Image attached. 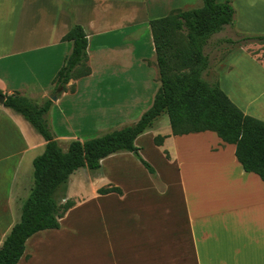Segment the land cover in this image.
Wrapping results in <instances>:
<instances>
[{"label":"crops","instance_id":"obj_1","mask_svg":"<svg viewBox=\"0 0 264 264\" xmlns=\"http://www.w3.org/2000/svg\"><path fill=\"white\" fill-rule=\"evenodd\" d=\"M248 1V26L256 29L264 16V0ZM198 3L0 0V92H19L36 103L50 99L54 76L72 50V42L62 38L78 24L87 36L91 72L70 79L67 89L52 101L47 120L54 136L59 144L84 141L88 138L78 134L97 137L135 123L152 105L160 86L149 21ZM238 55L249 57L246 70L229 64ZM259 72L264 73V62L258 54L244 45L230 47L220 61L218 82L233 102L236 97L226 90V79L232 78L245 91L262 87L249 99L257 103L264 98ZM261 104L263 110L251 114L236 105L264 121V100ZM17 115L0 105V202L1 193L6 200L9 185L22 182L23 163H32L38 155L31 156V151L45 145L23 128ZM163 135L159 145L165 160L162 175L141 155L138 136L135 145L154 172L135 156L142 166L132 163L127 152L102 159L96 171L107 181L96 185L100 173L92 182L95 193L88 200L74 201L59 228L30 236L16 264H264V181L245 171L235 157L234 144L222 142L213 131L172 135L170 128ZM206 135L214 136V144H199ZM155 136L150 137V148L158 146L151 142ZM168 139L170 149L165 146ZM170 171L173 179L167 177ZM152 176L158 177L165 192L150 186ZM106 184L117 185L123 192L98 193ZM148 189L153 191L147 193ZM85 205L93 225L85 231L72 223L65 226Z\"/></svg>","mask_w":264,"mask_h":264},{"label":"trees","instance_id":"obj_2","mask_svg":"<svg viewBox=\"0 0 264 264\" xmlns=\"http://www.w3.org/2000/svg\"><path fill=\"white\" fill-rule=\"evenodd\" d=\"M201 3L199 7L172 10L149 21L160 86L152 105L135 123L84 141L72 139L63 148L47 120L50 99L36 103L19 92L5 95L3 106L21 115L45 145L32 160L33 186L21 203L18 220L0 245V264H16L30 236L60 227V219L75 205L65 191L70 176L78 169L96 170L102 159L118 152H131L153 173L152 166L139 154L135 140L162 114L168 117L172 135L213 131L222 142L234 144V154L242 168L264 181V121L244 113L232 102L217 77L204 78L210 68L205 45L213 34L233 22L234 8L229 0H201ZM62 39L72 42V50L54 76L53 92L57 88L65 91L70 79L91 72L88 41L82 26L74 24ZM247 41L264 43V34H245L220 42L236 47ZM69 89L73 91L74 86ZM165 137L156 135L154 144L161 145ZM97 192L121 190L107 186Z\"/></svg>","mask_w":264,"mask_h":264},{"label":"rangeland","instance_id":"obj_3","mask_svg":"<svg viewBox=\"0 0 264 264\" xmlns=\"http://www.w3.org/2000/svg\"><path fill=\"white\" fill-rule=\"evenodd\" d=\"M198 6H201V0H198ZM223 1V0H218ZM231 4L234 8V16H233V22L230 25H226L220 32H217L213 34L207 44L205 45L204 52L209 56L210 61V68L209 70L204 74V78L207 80H212V78L218 79V71L220 68V61L223 59L224 55L228 52L230 49V45L226 43L220 42L221 39L224 38H236L237 36H243L245 34H264V16L260 20V24L258 25L256 29H251L248 26V23L251 22L249 18L248 8L250 6V2L248 0H230ZM194 2V0H193ZM258 24V23H257ZM247 51L253 54H258V59L262 62H264V43H259L255 41H247L243 44ZM246 55H238L232 59H230V65L236 66L240 69H245L248 66V59ZM243 69V70H244ZM225 70V67H222L221 71ZM264 73L259 72L257 75L258 79H262L264 82ZM229 77V76H228ZM231 77V76H230ZM225 86L226 90L229 92L230 95H234L236 97V102L238 103V106L242 108V110H246L249 113H254L253 111L263 110L262 108V102L264 98H258L257 103H254L253 101L249 100L254 97L256 93H258V90L261 88H256L251 91H246L244 89L238 88L237 85H234V82L232 81V78H228L225 80ZM232 88L233 91L230 90ZM222 89V88H221ZM223 90V89H222ZM224 91V90H223ZM225 92V91H224ZM229 97V95H228ZM231 97V96H230ZM232 101V100H231ZM233 102V101H232ZM235 102V101H234ZM235 102V103H236ZM236 103V104H237ZM19 120L21 121V125L23 128L27 129V131L35 138L42 139L41 136L35 132V130L21 117V115H17ZM161 126H157V125ZM166 131H170V125L168 121V117L166 114L160 115L153 123L152 127L147 130L145 133L140 135L138 141H136V144L138 147H142L140 153L146 159L153 167H156L160 171V174H163V168L165 167V160L161 156L162 149L159 146L150 148V137L152 135L155 136L157 134L163 135ZM83 134V133H82ZM84 135V134H83ZM79 137L82 139H90L94 136L85 134L84 136ZM43 140V139H42ZM151 142L153 143L152 139ZM214 136L213 135H206L203 138V141L199 142V144H214ZM67 145V141H62L60 143V146L65 148ZM166 148L170 149V141L167 140L165 144ZM152 147V146H151ZM43 148L34 149L31 151V156L37 155L41 153ZM126 153V152H125ZM130 154L131 162L137 164L138 166H142L140 162L134 157V155L130 152H127ZM163 156L166 159H169L168 153L163 150ZM26 170H29V173L26 172ZM102 170V169H101ZM26 172V173H25ZM25 173V176L23 177V174ZM101 171H94L89 170L85 167L78 169L75 171V173L70 177V180L68 181L67 187H66V196L67 198H70L74 200L75 202L84 199L88 200L89 197H91V194H94L95 188H93L92 182L94 181L95 177L99 176ZM30 175V177H29ZM98 177V180L96 182V185L99 183H102V181H107V176L103 175ZM20 178L22 182H19L17 180L16 183L9 185L7 187V193H6V200L4 197V194L1 193V196H3V200L0 202V242L3 240L5 234L8 233L9 229L13 226V224L18 220L19 213H20V206L23 201V199L27 196L28 192L33 186V178H32V163L31 160L28 162L25 161L20 169ZM164 176H167V174H164ZM175 176L174 172L170 171L167 177H170L173 179ZM169 178V179H170ZM159 179L157 176L151 177L150 186L155 188L157 187L161 192L166 191V187L159 183ZM173 184V183H172ZM109 184H106L104 186H108ZM113 186H117L114 184H110ZM6 187V186H3ZM153 190L148 189L146 192L151 193ZM121 189V193H122ZM127 192H132L131 190ZM173 192H176V195L178 196V191L174 190ZM74 214V215H73ZM71 217L64 222V225L67 226L69 223H72L74 225L81 226L80 230L85 231L86 228H88L89 225H93L90 223L88 219V205H85L80 209H78L75 213H73Z\"/></svg>","mask_w":264,"mask_h":264},{"label":"water","instance_id":"obj_4","mask_svg":"<svg viewBox=\"0 0 264 264\" xmlns=\"http://www.w3.org/2000/svg\"><path fill=\"white\" fill-rule=\"evenodd\" d=\"M61 92H62L61 89H60V88H57V89L53 92L52 96H50V100H51V101H56L57 96H58ZM5 99H6V96H5L4 94L0 93V105H3V104H4Z\"/></svg>","mask_w":264,"mask_h":264}]
</instances>
